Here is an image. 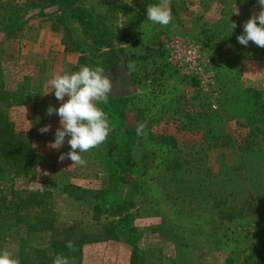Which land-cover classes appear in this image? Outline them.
<instances>
[{
    "label": "rangeland",
    "instance_id": "1",
    "mask_svg": "<svg viewBox=\"0 0 264 264\" xmlns=\"http://www.w3.org/2000/svg\"><path fill=\"white\" fill-rule=\"evenodd\" d=\"M74 1L87 24L50 0H0V16L13 3L31 11L19 32L6 35L0 22V117L39 162L20 171L0 155L9 173L0 179V250L14 251L21 264H53L60 253L75 264H264V48L237 39L260 10L258 0H172L168 26L147 20V7L159 0ZM174 34L200 40L223 59L218 110L168 64L163 44ZM96 38L114 48L94 46ZM118 52L154 117L142 121L135 165L114 192L112 132L81 154L86 165L60 161L70 137L49 147L60 117L47 109L61 105L48 83L55 74L101 65L113 79ZM168 90L177 92L172 104L179 95L189 101L179 124L161 123L177 111L164 99Z\"/></svg>",
    "mask_w": 264,
    "mask_h": 264
},
{
    "label": "clouds",
    "instance_id": "2",
    "mask_svg": "<svg viewBox=\"0 0 264 264\" xmlns=\"http://www.w3.org/2000/svg\"><path fill=\"white\" fill-rule=\"evenodd\" d=\"M258 3L260 10L254 12L244 23L243 34L237 39L242 45L247 46L249 42H253L264 48V0H258ZM171 4L172 0H159L158 3L149 4L146 10L147 20L153 24L168 26L173 20ZM230 27L234 30L237 24L230 22ZM127 68L131 72L135 70V64L129 63ZM48 83L61 102L58 109L54 106L47 109V115L55 113L60 117V127L49 147L59 149L65 144L66 137H70L67 144L71 150L62 153L59 160L70 159L73 165L84 166L87 161L81 154L103 144L113 131L108 114L98 106L108 102L109 93L113 89L111 73L106 72L101 65H85L78 71L65 70L62 74H55ZM144 127L143 124L137 126L138 135L143 132ZM50 130L51 125L39 129L42 134ZM67 247L74 249L71 241ZM0 264H21V261L14 251L5 248L0 250ZM53 264H75V260L60 253L54 258Z\"/></svg>",
    "mask_w": 264,
    "mask_h": 264
},
{
    "label": "trees",
    "instance_id": "3",
    "mask_svg": "<svg viewBox=\"0 0 264 264\" xmlns=\"http://www.w3.org/2000/svg\"><path fill=\"white\" fill-rule=\"evenodd\" d=\"M59 5L61 8H59L58 11H61L62 13H73L74 17L80 22V23H88L85 19L87 18L88 14L85 12V10H82L76 7V1L74 0H50L49 6H57ZM5 11V15L0 16V22H4L6 26L8 27L6 35L8 33H15L19 32L23 25H24V19L25 15L27 16L28 13L30 14L31 11L27 9V14L24 12V7L22 5H16L13 3V5L8 4L5 5V8H3ZM1 24V25H5ZM94 39V37H91ZM93 45L98 46L100 44L99 38H96L93 40ZM103 45V43L100 45L101 47H106L107 50H111L114 48L113 42L106 43ZM163 51L164 50V44H163ZM113 57L115 60L116 54L112 51ZM166 54V52H165ZM167 55V54H166ZM139 59V58H138ZM221 67L222 64H219ZM175 71V70H174ZM132 75L134 76L133 72ZM137 84V83H135ZM139 85V84H137ZM134 99H132L133 101ZM131 99H122V100H112L111 103L109 101L107 103L99 104L98 106L101 107L107 114L111 123V126L113 128L112 135H114V139L116 143V150H115V158L109 163L110 166V174H113L112 181H113V191H116L115 184L117 182L121 183V181L125 182L123 172H125L126 169L128 171L132 170L135 164H133V158L134 154L133 151H135V146L132 145L133 141H136L138 139L136 137L137 134V126L140 125V121L133 125L128 121V112L131 110L130 105L134 106V101L132 102ZM131 102V103H130ZM2 122V123H1ZM142 124V122H141ZM145 139V138H144ZM143 139V140H144ZM20 148V149H18ZM125 149L128 153L126 154L125 151L123 152L122 149ZM0 155L5 159H14L15 163H17L19 170L21 171L22 165L27 166H37L39 165V162H37V154L34 150V148L30 147L28 144V140L24 139L23 136H20L16 133V131H12L10 125L4 121L0 117ZM8 167L6 168L5 164L1 161L0 162V179H6L9 176V173L7 171ZM108 170L105 169V171ZM122 174V176H121ZM76 191H81V189L76 187ZM125 201V200H124ZM119 207V206H118ZM116 208V207H115ZM117 213L118 212H114Z\"/></svg>",
    "mask_w": 264,
    "mask_h": 264
},
{
    "label": "built area",
    "instance_id": "4",
    "mask_svg": "<svg viewBox=\"0 0 264 264\" xmlns=\"http://www.w3.org/2000/svg\"><path fill=\"white\" fill-rule=\"evenodd\" d=\"M164 50L170 67L192 82L212 110H218L222 97L218 66L223 59L206 49L200 40L182 34L168 37Z\"/></svg>",
    "mask_w": 264,
    "mask_h": 264
},
{
    "label": "crops",
    "instance_id": "5",
    "mask_svg": "<svg viewBox=\"0 0 264 264\" xmlns=\"http://www.w3.org/2000/svg\"><path fill=\"white\" fill-rule=\"evenodd\" d=\"M23 2H25V0H19V3H23ZM118 77H120V71L116 74V76L114 77V79H112L113 80V86H114L116 80L118 79ZM132 80H133V78H132ZM122 82H124V80H122L121 83ZM133 84H134V87H135V90H136V92L133 95L128 96V97H123V98H109L108 97V101H109V103H111L112 100L114 101V100H122V99H127V98L129 99L130 98L131 101H132V99H134L133 100L134 101V106L130 105L131 110L128 112V117H127L128 118V121L131 124H133V125L137 124L139 121H140V124H141V122L143 120L145 122H147V124H149L148 123V120H149L150 117H152V116H149V114H150V111L152 112V109L153 108L149 105V99L147 100V98H146L147 96H141V94L143 93L141 87L139 85L135 84L134 81H133ZM168 92H169V94L167 93L165 95L164 99H165V101H168V103H170V105H172L174 108H176L177 111L172 112V114H170V115H175L173 117H169V116L164 117V120L161 121V123L163 122L162 125H164L166 122L179 124L178 120H181L182 119L181 114H183L184 110H187V108L185 106H186L187 102H189V101L186 100V99L184 101V99L181 97V95H179L178 97L180 99H178V102L172 104L169 101H172L174 98H177L175 96V93H177V92L175 90H168ZM146 131L148 133L150 132L149 129H146ZM177 132H179V131H177ZM173 135H174V138H173ZM166 136H169L170 139H172L173 141H176V144L177 143L178 144H181L182 143L178 139V136H175V134H173V133H170V135L165 134V137Z\"/></svg>",
    "mask_w": 264,
    "mask_h": 264
},
{
    "label": "water",
    "instance_id": "6",
    "mask_svg": "<svg viewBox=\"0 0 264 264\" xmlns=\"http://www.w3.org/2000/svg\"><path fill=\"white\" fill-rule=\"evenodd\" d=\"M116 50L118 51L117 46ZM118 59V70L120 71V77H118L112 91L109 93V98L128 97L136 92L131 75L127 71H125V60L120 52H118ZM122 80H124V82L121 83Z\"/></svg>",
    "mask_w": 264,
    "mask_h": 264
},
{
    "label": "flooded vegetation",
    "instance_id": "7",
    "mask_svg": "<svg viewBox=\"0 0 264 264\" xmlns=\"http://www.w3.org/2000/svg\"><path fill=\"white\" fill-rule=\"evenodd\" d=\"M117 74V73H116ZM116 74H114V77L116 76ZM114 79V78H113Z\"/></svg>",
    "mask_w": 264,
    "mask_h": 264
}]
</instances>
